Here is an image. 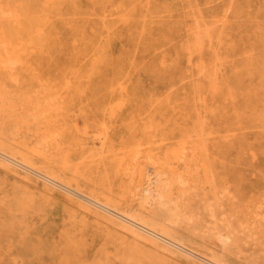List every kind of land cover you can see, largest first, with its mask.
Wrapping results in <instances>:
<instances>
[{"label":"rangeland","instance_id":"rangeland-1","mask_svg":"<svg viewBox=\"0 0 264 264\" xmlns=\"http://www.w3.org/2000/svg\"><path fill=\"white\" fill-rule=\"evenodd\" d=\"M54 11L57 30L4 34L0 12V264H207L128 214L264 264V0Z\"/></svg>","mask_w":264,"mask_h":264},{"label":"bare ground","instance_id":"bare-ground-1","mask_svg":"<svg viewBox=\"0 0 264 264\" xmlns=\"http://www.w3.org/2000/svg\"><path fill=\"white\" fill-rule=\"evenodd\" d=\"M66 0H1V34L12 32V33H40L46 32L49 30H57L58 26H55L52 21L51 16V7L57 10V15L60 10V3ZM58 23V22H57ZM23 41V40H22ZM250 101L251 99L248 98ZM254 106L250 105V103L246 100L242 101L239 108L241 122L249 120L248 112L249 109H252ZM240 123V121H238ZM262 127V126H261ZM260 127V128H261ZM259 129V128H258ZM7 155V154H6ZM6 159V158H5ZM15 159V158H14ZM7 160V159H6ZM11 162V160H9ZM18 166V165H17ZM50 181V180H49ZM52 182V181H51ZM85 196V195H83ZM89 197V196H88ZM97 202V201H95ZM161 204V203H160ZM104 205V204H103ZM102 206V205H101ZM107 207V206H105ZM104 207V208H105ZM113 209V208H112ZM106 210V209H105ZM169 210V209H167ZM108 211V210H107ZM113 211V210H112ZM117 211V210H116ZM115 212V211H113ZM109 211V213L118 216L117 214ZM117 213V212H116ZM122 216V213H120ZM125 214V213H124ZM129 215V214H128ZM128 215H123L120 217L122 221L127 223L128 225L121 224L131 230L134 233H138L135 228L145 231L146 233L163 240L164 242L183 250L185 253L190 255L191 257L198 258L207 264H213L214 260H211L198 252L180 244L175 239L162 234L153 228H150L145 223L136 220ZM47 255V253H46ZM221 262V261H220Z\"/></svg>","mask_w":264,"mask_h":264}]
</instances>
